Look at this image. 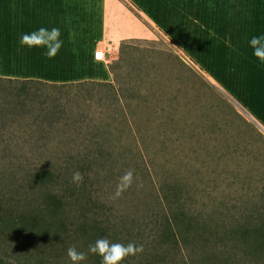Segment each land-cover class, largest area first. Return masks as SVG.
<instances>
[{"label": "rangeland", "instance_id": "rangeland-1", "mask_svg": "<svg viewBox=\"0 0 264 264\" xmlns=\"http://www.w3.org/2000/svg\"><path fill=\"white\" fill-rule=\"evenodd\" d=\"M206 31L181 42L157 31L149 39L128 40L115 81L108 65L118 50L113 60L101 62L108 82L0 81V108L12 120L0 122V136L18 140L14 155L33 162L58 159L53 184L46 188L63 194L66 202L57 216L46 214V190L30 181L29 168L0 166V205L23 217L38 208L34 228L20 230L12 246L29 258L28 264H72L67 256L72 246L87 254L81 264H101L88 253L101 237L143 246L124 264H217L222 249L193 243V231L185 239L186 250L175 248L165 238V215L180 218L186 204L193 214L216 207L234 217L264 215V70L257 69L264 64L249 46L264 27L220 23ZM91 141L102 143L115 162L70 167V156L97 152ZM129 169L132 187L114 198L119 178ZM77 171L83 175L80 184L72 181ZM186 183L194 195L189 201L184 192L165 191L168 184L183 189ZM70 191L79 197L71 208ZM82 225L91 231H79ZM234 254L232 249L227 256ZM0 260L17 264L2 252ZM225 264L264 262L246 256Z\"/></svg>", "mask_w": 264, "mask_h": 264}, {"label": "crops", "instance_id": "crops-1", "mask_svg": "<svg viewBox=\"0 0 264 264\" xmlns=\"http://www.w3.org/2000/svg\"><path fill=\"white\" fill-rule=\"evenodd\" d=\"M263 18L264 0H0V78L108 82L93 58L99 48L117 52L122 41L149 39L155 31L181 42L220 23L260 28ZM40 27L60 29L63 46L54 59L20 44Z\"/></svg>", "mask_w": 264, "mask_h": 264}, {"label": "trees", "instance_id": "trees-1", "mask_svg": "<svg viewBox=\"0 0 264 264\" xmlns=\"http://www.w3.org/2000/svg\"><path fill=\"white\" fill-rule=\"evenodd\" d=\"M127 41H122L118 47V58L114 63L108 65V70L112 76V80L115 81L117 74L115 73L118 69L119 63L121 61L122 45ZM0 81H5L8 83H18L25 84L28 82H38L46 85H56L47 84L40 81L34 80H12V79H2ZM87 82V81H85ZM80 83V82H79ZM83 83V82H82ZM94 83V82H91ZM71 84V83H70ZM104 84L110 88H113L111 83H98ZM63 85V84H61ZM8 112L4 111V108H0V122L5 124L11 122L10 118L7 116ZM1 124V123H0ZM34 124H37L34 121ZM1 130V128H0ZM18 140L13 137H2L0 136V166L3 164L9 165H20L27 166L29 168L31 182L35 186H42L45 188V193L42 196L43 200V211L51 216H57L60 212L64 210L66 205L65 198L63 194L56 193L53 188L46 185H52L55 179L52 171H54L57 166V160L54 158H48L38 162H33L32 159L25 156H17L12 154L15 146L18 145ZM94 143L93 146L97 149L96 153H84L78 154L76 156H70L66 160L70 163V167H93V166H104L106 164L114 163V159L110 153H107L105 147L102 143L97 141H91ZM183 189H180L176 184H168L165 191H173V196H181L182 192L186 199L189 201L193 198V193H191V187L186 183L183 184ZM185 186V187H184ZM164 198V195H162ZM179 198V197H178ZM79 197L74 194V191H70V208L77 204ZM4 206V207H2ZM191 204H186L185 211L178 218L176 214L165 215V228L164 234L165 238L171 241V244L177 249L182 248L186 250V238L190 236V231H193L192 242L205 246H218L222 249V257L218 261L225 264L230 259L231 261L244 260L246 256H249L252 261L264 262V215H245L240 217H234L227 213V209L219 211L216 207H213L211 211L201 210L193 214L192 209H190ZM36 207H32L31 215L20 216L16 213L14 209L8 205H0V252L4 253L5 256L10 258L17 264H28V257H23L20 254V250L12 247L16 245L15 237H19L20 230L33 229L34 218L37 217L38 210ZM35 211V212H34ZM258 212L257 210H255ZM28 219V220H25ZM200 223H199V221ZM212 224V226H210ZM83 230L79 226V231H91L85 230V225H82ZM211 231V232H210ZM94 232V231H93ZM215 233V237L207 239L206 235H212ZM234 250L235 253L239 254V258L234 254L230 257L227 256L228 251ZM226 250V251H225ZM228 250V251H227ZM223 254L226 257H223ZM98 263H101V258L96 255ZM237 258V259H236ZM0 264H4L0 260ZM7 264V263H6Z\"/></svg>", "mask_w": 264, "mask_h": 264}, {"label": "clouds", "instance_id": "clouds-1", "mask_svg": "<svg viewBox=\"0 0 264 264\" xmlns=\"http://www.w3.org/2000/svg\"><path fill=\"white\" fill-rule=\"evenodd\" d=\"M61 32L57 27L49 30L46 27H40L38 30L28 34H23L20 39L22 47L28 49H43L44 55L49 59H54L63 46ZM252 49V55L261 64H264V34L253 36L249 41ZM73 183L80 184L83 181V175L80 172H74L72 176ZM134 183V172L129 169L119 178L114 192V198H119L122 194L132 187ZM142 185H138L140 187ZM143 252V246H137L134 243L123 244L112 242L107 237L98 238L93 244L88 246V253L98 255L101 258V264H124L129 257H135ZM67 256L72 264H81L87 259L85 252L77 251L75 246L67 250Z\"/></svg>", "mask_w": 264, "mask_h": 264}, {"label": "built area", "instance_id": "built-area-1", "mask_svg": "<svg viewBox=\"0 0 264 264\" xmlns=\"http://www.w3.org/2000/svg\"><path fill=\"white\" fill-rule=\"evenodd\" d=\"M115 57H116V52L111 51V49L105 50L103 48H99L93 52L94 60L104 63L113 60Z\"/></svg>", "mask_w": 264, "mask_h": 264}, {"label": "bare ground", "instance_id": "bare-ground-1", "mask_svg": "<svg viewBox=\"0 0 264 264\" xmlns=\"http://www.w3.org/2000/svg\"><path fill=\"white\" fill-rule=\"evenodd\" d=\"M232 102H233V103H234L239 109H241V107L238 105L237 102H235V101H233V100H232ZM243 113L247 116V114H246L245 112H243ZM250 120L253 121V123L255 122V123L257 124V126L260 127V125H259L255 120H252L251 118H250ZM260 128H261V127H260Z\"/></svg>", "mask_w": 264, "mask_h": 264}, {"label": "water", "instance_id": "water-1", "mask_svg": "<svg viewBox=\"0 0 264 264\" xmlns=\"http://www.w3.org/2000/svg\"><path fill=\"white\" fill-rule=\"evenodd\" d=\"M254 125H255L257 128H259L255 122H254Z\"/></svg>", "mask_w": 264, "mask_h": 264}]
</instances>
